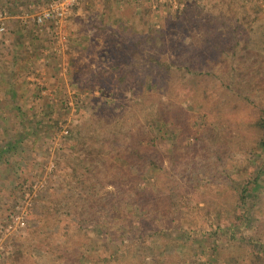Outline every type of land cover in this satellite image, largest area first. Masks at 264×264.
Here are the masks:
<instances>
[{"label":"rangeland","instance_id":"1","mask_svg":"<svg viewBox=\"0 0 264 264\" xmlns=\"http://www.w3.org/2000/svg\"><path fill=\"white\" fill-rule=\"evenodd\" d=\"M49 1L0 0V264H264V166L222 259L200 232L205 202L223 228L260 168L246 143L264 111V0H82L38 26ZM197 61L207 81L185 70ZM149 128L164 139L131 164L125 143ZM120 241L123 260L104 262Z\"/></svg>","mask_w":264,"mask_h":264},{"label":"trees","instance_id":"2","mask_svg":"<svg viewBox=\"0 0 264 264\" xmlns=\"http://www.w3.org/2000/svg\"><path fill=\"white\" fill-rule=\"evenodd\" d=\"M153 61H155V63H157L158 66L162 67V71L160 70L158 77L155 79V82L157 83V82L164 80V76L166 75L165 71H164L165 66H164V62L159 61V59L154 58ZM182 62H185V64L188 63L189 58L187 60L182 59ZM184 68L187 72H190V74L191 73L194 74L195 79L197 78V79L202 80V81H207L208 76H205L203 74V72H202L203 67L199 61H197L194 64L193 63L188 64ZM205 74H207V73H205ZM202 75H204V76H202ZM183 76L184 75H182L181 78H183ZM183 80H185V78H183ZM230 83H231L230 86L232 87L233 81H230ZM204 94H206V93H204ZM194 96H196V94ZM154 115L156 116V120L154 122H156L163 117L165 118V116L167 115V112L164 111L161 107L154 112ZM263 115H264V111L258 112V115H257L258 117L252 122V127L255 130V135H253L251 137V139L249 141H247V143H246V150L248 152L250 151V152H253L255 154V156L257 157V160L254 162H257V164H258V166H260V168L257 171V173L253 176L252 179L245 180L242 184L237 185V187H239L237 195H235V199H234V196L231 197V201L228 203L230 211H227V213H226L227 218H232L231 222L224 224L223 228H221V227L218 228V226H217L218 224L215 225V227H213V223H212V225L208 224L209 219L212 221H214V220H216V221L218 220L219 222L221 221V214H219L216 211V210H218V207H219L218 206L219 203H217V202L206 201L204 204V207L201 208V210H202L201 220L204 221L205 227L200 232L202 234H204V236H206V238L210 239V245H211L210 248L212 251L211 253H213L212 255H214L215 260H220L223 258V253L219 250V244H220L219 242H221V237L224 236V231L226 230V233H228L226 242H228L229 244L233 243V242L235 243L236 241H235L234 233H233L234 228H236L240 224L245 223L247 221L246 219L249 217V204L252 202V198H253V196L251 194H253L256 190L255 187H256L257 183L260 181L261 174L263 171V169L261 167L264 166V159H263L264 158L263 157V153H264V116ZM152 120H154V119H152ZM162 122H163V119H162ZM165 124L166 123L163 122L162 125H165ZM150 129L151 128H149L148 131H142V129H140L138 131V135L135 138L130 137V139H131L130 143H127V144L125 143L126 148H125L124 152H125V154H128L131 164H132V162H135L136 160H139V161L143 160L144 155L146 154V152H145L146 148H149L152 143H154V142L159 143L164 139V135H161L159 133H152V131H150ZM159 130L160 129H158V131ZM235 137H238L237 133H235ZM146 139L148 140V143H146ZM241 140L242 139H240V141ZM142 142H145V144H147V145H144V143H142ZM86 157L83 159L84 161H87ZM81 164H83V163H81ZM82 167L85 169L84 166H82ZM168 189L170 191L167 192V196H169L170 200H172V201L174 198V202L172 203V205L175 207L177 205L175 203V201L177 199H175V197L173 195L174 188H173V186L170 185V187H169V185H168ZM237 210H239L241 212V214L234 216V213H236ZM139 211L141 212L140 214H143V215L147 214L145 206L140 207ZM209 230H211V233H209ZM129 231L132 232L134 235H136V232L133 231V229H129ZM195 235H198V234L195 233ZM177 240H180V239H177ZM124 251H125L124 245H123L122 241H120V243H118V245H114L113 251L110 252V254H108V258L104 259V262L110 263L113 261H118L120 259L123 260L121 258V253ZM100 262H101L100 259H96L93 263L99 264ZM251 264H253V263H251Z\"/></svg>","mask_w":264,"mask_h":264},{"label":"built area","instance_id":"3","mask_svg":"<svg viewBox=\"0 0 264 264\" xmlns=\"http://www.w3.org/2000/svg\"><path fill=\"white\" fill-rule=\"evenodd\" d=\"M82 0H50L39 14L33 19L38 26L51 25L56 27L61 24L77 8ZM5 16L0 12V33L5 31ZM63 46L66 43L63 42Z\"/></svg>","mask_w":264,"mask_h":264}]
</instances>
